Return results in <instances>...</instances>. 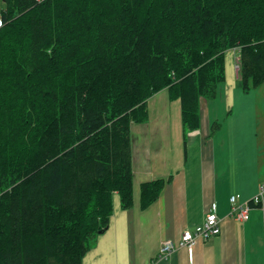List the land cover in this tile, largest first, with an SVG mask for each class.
<instances>
[{
    "label": "trees",
    "instance_id": "trees-1",
    "mask_svg": "<svg viewBox=\"0 0 264 264\" xmlns=\"http://www.w3.org/2000/svg\"><path fill=\"white\" fill-rule=\"evenodd\" d=\"M0 264H83L133 207V124L168 91L185 129L226 81L264 83V0H3ZM165 180L141 185V207Z\"/></svg>",
    "mask_w": 264,
    "mask_h": 264
},
{
    "label": "crops",
    "instance_id": "crops-1",
    "mask_svg": "<svg viewBox=\"0 0 264 264\" xmlns=\"http://www.w3.org/2000/svg\"><path fill=\"white\" fill-rule=\"evenodd\" d=\"M233 64L228 57L217 98L200 105L198 129L180 130L184 148L176 160L172 145L167 148L170 131L149 128L163 116L161 104L172 102L168 91L149 100V121L131 127L133 207L123 210L117 201L109 228L92 242L83 264H264V202L250 209L246 222L230 211V197L249 202L264 183V83L243 92ZM160 179L166 183L160 198L143 210L139 187ZM214 207L221 233L192 249L180 247L185 231L194 232ZM165 240L177 249L162 260Z\"/></svg>",
    "mask_w": 264,
    "mask_h": 264
},
{
    "label": "built area",
    "instance_id": "built-area-1",
    "mask_svg": "<svg viewBox=\"0 0 264 264\" xmlns=\"http://www.w3.org/2000/svg\"><path fill=\"white\" fill-rule=\"evenodd\" d=\"M2 17L0 16V28L3 27L4 23L2 22ZM239 69V66H237ZM231 202V216L239 222H246L250 217V209L253 207H260L264 202V183L260 186L259 192L254 198L249 202H239L238 198L235 196L230 197ZM216 208L206 216V219L203 224L197 226L194 232L185 231L181 242L180 247H186L192 249L200 240L207 241L211 237L218 236L221 233V219L216 212ZM177 246L172 240H165L161 245L159 252V259H168L173 252H175Z\"/></svg>",
    "mask_w": 264,
    "mask_h": 264
},
{
    "label": "rangeland",
    "instance_id": "rangeland-1",
    "mask_svg": "<svg viewBox=\"0 0 264 264\" xmlns=\"http://www.w3.org/2000/svg\"><path fill=\"white\" fill-rule=\"evenodd\" d=\"M4 7V3L3 0H0V12L2 11ZM226 61H228V57H230V59L232 58L234 60V62L236 63L238 58H239V53L231 50L229 52H226ZM234 65V64H233ZM212 102V100H210ZM210 101H206L207 103ZM205 103L204 101L201 103V105ZM162 110H163V116L156 118L154 120H152L151 122V126L149 128L153 129L154 131L161 129V130H169L171 134L170 135V143H168V149L170 144L172 145L171 147L174 149L175 152V159H177V157H181L182 156V152H183V141H182V135L179 134L180 130L182 129L183 123L180 120V103L179 101H172V102H163L162 104ZM166 105H168L166 107ZM166 107V108H165ZM223 114V112L221 113V115ZM162 135H165V133H162ZM161 137V136H160ZM163 138V136L161 137V139ZM156 146V145H155ZM154 146V147H155ZM161 146L160 148H163L162 150H165V146L166 144H163L161 142ZM178 155V156H177ZM117 201L119 200V197H115V204H117ZM120 204V202H118Z\"/></svg>",
    "mask_w": 264,
    "mask_h": 264
},
{
    "label": "water",
    "instance_id": "water-1",
    "mask_svg": "<svg viewBox=\"0 0 264 264\" xmlns=\"http://www.w3.org/2000/svg\"><path fill=\"white\" fill-rule=\"evenodd\" d=\"M100 233H102V232H100Z\"/></svg>",
    "mask_w": 264,
    "mask_h": 264
}]
</instances>
